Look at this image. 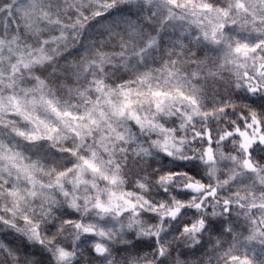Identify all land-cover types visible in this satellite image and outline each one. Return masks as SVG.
<instances>
[{
  "label": "clouds",
  "instance_id": "1",
  "mask_svg": "<svg viewBox=\"0 0 264 264\" xmlns=\"http://www.w3.org/2000/svg\"><path fill=\"white\" fill-rule=\"evenodd\" d=\"M0 264H264V0H0Z\"/></svg>",
  "mask_w": 264,
  "mask_h": 264
}]
</instances>
